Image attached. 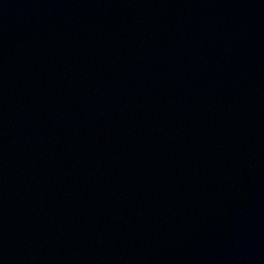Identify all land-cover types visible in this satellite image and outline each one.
<instances>
[{"label":"water","instance_id":"95a60500","mask_svg":"<svg viewBox=\"0 0 264 264\" xmlns=\"http://www.w3.org/2000/svg\"><path fill=\"white\" fill-rule=\"evenodd\" d=\"M0 264H264V0H0Z\"/></svg>","mask_w":264,"mask_h":264}]
</instances>
